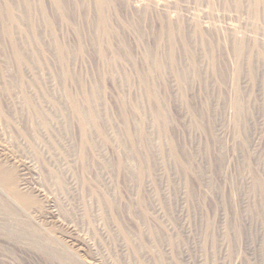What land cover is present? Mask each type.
Segmentation results:
<instances>
[{
    "label": "rangeland",
    "instance_id": "374dc122",
    "mask_svg": "<svg viewBox=\"0 0 264 264\" xmlns=\"http://www.w3.org/2000/svg\"><path fill=\"white\" fill-rule=\"evenodd\" d=\"M0 168V264H264V0H0Z\"/></svg>",
    "mask_w": 264,
    "mask_h": 264
},
{
    "label": "bare ground",
    "instance_id": "6f19581e",
    "mask_svg": "<svg viewBox=\"0 0 264 264\" xmlns=\"http://www.w3.org/2000/svg\"><path fill=\"white\" fill-rule=\"evenodd\" d=\"M38 205L39 200L36 197L18 191L14 186L13 179L3 174L0 168V237L11 240L12 245L13 239L18 241L20 234L25 235V240L29 244L28 247L38 252L41 258L47 261L52 257L50 244L46 239L45 233L32 227L29 221L30 212L34 209L33 207H38ZM25 247L27 249V244ZM60 258L64 259L62 256Z\"/></svg>",
    "mask_w": 264,
    "mask_h": 264
}]
</instances>
